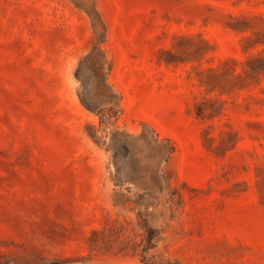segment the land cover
I'll use <instances>...</instances> for the list:
<instances>
[{"label": "rangeland", "instance_id": "374dc122", "mask_svg": "<svg viewBox=\"0 0 264 264\" xmlns=\"http://www.w3.org/2000/svg\"><path fill=\"white\" fill-rule=\"evenodd\" d=\"M0 264H264V0H0Z\"/></svg>", "mask_w": 264, "mask_h": 264}]
</instances>
